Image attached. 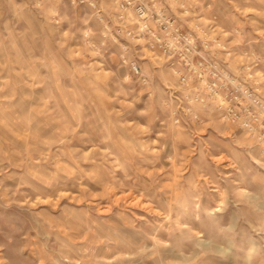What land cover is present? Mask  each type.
Here are the masks:
<instances>
[{
    "label": "rangeland",
    "instance_id": "1",
    "mask_svg": "<svg viewBox=\"0 0 264 264\" xmlns=\"http://www.w3.org/2000/svg\"><path fill=\"white\" fill-rule=\"evenodd\" d=\"M162 1L253 53L264 101V0ZM99 28L88 4L0 0V264H264L261 131L178 111L164 61L133 52L142 85Z\"/></svg>",
    "mask_w": 264,
    "mask_h": 264
},
{
    "label": "built area",
    "instance_id": "2",
    "mask_svg": "<svg viewBox=\"0 0 264 264\" xmlns=\"http://www.w3.org/2000/svg\"><path fill=\"white\" fill-rule=\"evenodd\" d=\"M111 1L113 10L107 13L94 0H70L73 5L88 4L93 9L100 24L94 44L98 51L117 47L121 65L142 85L148 84L149 77L143 71L139 56L133 52L150 51L176 77L174 85H166V92L170 99L180 98L178 111L191 113L189 107L181 106V99L186 103L198 100V106L206 110L212 101L222 120L253 133L258 129L264 140L259 59L253 53L246 50L235 58L232 46L221 31L211 21L200 20L191 5L187 8L182 4L181 14H177L162 0ZM42 2L33 0L35 7H40ZM84 37L93 43L91 30ZM194 85L202 87L200 99L193 97ZM195 118L198 119L197 114Z\"/></svg>",
    "mask_w": 264,
    "mask_h": 264
},
{
    "label": "bare ground",
    "instance_id": "3",
    "mask_svg": "<svg viewBox=\"0 0 264 264\" xmlns=\"http://www.w3.org/2000/svg\"><path fill=\"white\" fill-rule=\"evenodd\" d=\"M251 250L253 249V246H251V248H250ZM246 261H248V260H246Z\"/></svg>",
    "mask_w": 264,
    "mask_h": 264
},
{
    "label": "crops",
    "instance_id": "4",
    "mask_svg": "<svg viewBox=\"0 0 264 264\" xmlns=\"http://www.w3.org/2000/svg\"><path fill=\"white\" fill-rule=\"evenodd\" d=\"M70 1V0H69Z\"/></svg>",
    "mask_w": 264,
    "mask_h": 264
}]
</instances>
